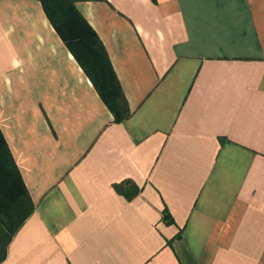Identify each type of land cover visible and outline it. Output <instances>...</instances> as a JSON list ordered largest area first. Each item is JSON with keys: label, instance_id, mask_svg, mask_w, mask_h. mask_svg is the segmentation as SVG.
Masks as SVG:
<instances>
[{"label": "crops", "instance_id": "0c3cea01", "mask_svg": "<svg viewBox=\"0 0 264 264\" xmlns=\"http://www.w3.org/2000/svg\"><path fill=\"white\" fill-rule=\"evenodd\" d=\"M76 5L131 115L42 0H0V128L35 205L0 264H264V0Z\"/></svg>", "mask_w": 264, "mask_h": 264}, {"label": "trees", "instance_id": "16d2710c", "mask_svg": "<svg viewBox=\"0 0 264 264\" xmlns=\"http://www.w3.org/2000/svg\"><path fill=\"white\" fill-rule=\"evenodd\" d=\"M77 1L42 0V3L52 26L92 80L103 102L113 112L115 121H122L131 115L127 97L103 42L79 11ZM7 144L0 128V262L7 256L13 235L35 208ZM117 187L120 189L118 184Z\"/></svg>", "mask_w": 264, "mask_h": 264}]
</instances>
